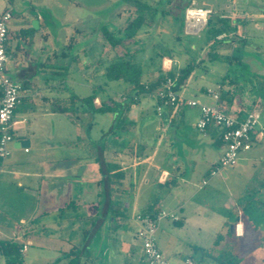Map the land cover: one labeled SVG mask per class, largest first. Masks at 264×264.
Wrapping results in <instances>:
<instances>
[{"label": "crops", "instance_id": "obj_1", "mask_svg": "<svg viewBox=\"0 0 264 264\" xmlns=\"http://www.w3.org/2000/svg\"><path fill=\"white\" fill-rule=\"evenodd\" d=\"M217 8L227 15L237 12V31L243 33L242 38L251 48L243 50L241 68L253 73L255 86L262 91L264 44L260 42H264V0L220 2L213 9L216 14ZM65 9L66 18L60 21L42 2L23 8L19 20L15 19L12 9L7 42L12 66L8 70L6 64V73L21 86L22 92L14 115L12 153L0 163V172L4 166L12 167L10 174L18 180L19 188L29 192L33 199L29 211L25 209L26 213L20 215L19 223L26 226L29 222L31 228L40 226L44 231L58 228L60 233L90 223L88 239L79 244L66 242L68 249L64 253L81 245L94 262L144 264L141 244L136 238L140 228L136 217L139 213L165 210L179 218L178 221L163 219L157 234L160 250L173 264H185L186 259L197 264L196 257L204 264H217L203 259V253L197 248L229 249L240 260L239 264L243 263L247 255H237L236 246L226 243L227 234L235 235L237 229L223 218L240 204L248 182L264 183V140H257L251 151L240 155L239 168L233 174L243 179L238 198L230 194L224 201L223 216H213V212L208 215L203 192L212 184V179L217 178L218 184L230 178L226 170L210 176L224 151L220 131L209 127L200 133L196 127L200 112L195 108H166L159 115L157 98L143 95L131 107L127 118L131 124L125 125V133L112 134L115 120L112 114L105 125L107 130L101 128V136L98 134L96 138L98 135L92 131L98 124V113L87 114L84 99L94 94V104L98 107L127 85L114 82L117 86L108 90L102 87L101 46L96 36L101 10L95 4L85 6L77 1L66 3ZM114 9L112 4L108 7L107 18H112ZM75 11L76 22L81 26L76 28V35L74 24L69 21L76 17ZM55 22H60L59 28L54 26ZM90 33L93 35L89 36ZM174 65L172 58L165 57L158 70L163 73L177 70ZM196 74L181 84L178 93L187 99L214 105L206 91H217L221 86L207 80L205 75ZM71 82L77 89L70 86ZM223 87L219 89L222 109L240 118L253 111L264 124V93L244 98L251 101L250 107L236 96H225ZM71 101L74 112H61ZM68 130L74 132L77 142L69 140ZM25 142L29 145L22 147ZM106 162L118 165V171L124 174L121 180L111 177L110 186ZM263 194L264 190H260L253 200ZM216 224L217 228L213 226ZM260 230L264 233V227ZM28 234L26 231L25 238ZM218 236L222 239L216 245ZM63 262H69L64 255ZM260 262L264 264V258ZM79 263L91 264L85 257Z\"/></svg>", "mask_w": 264, "mask_h": 264}, {"label": "rangeland", "instance_id": "obj_2", "mask_svg": "<svg viewBox=\"0 0 264 264\" xmlns=\"http://www.w3.org/2000/svg\"><path fill=\"white\" fill-rule=\"evenodd\" d=\"M75 1L83 2L85 6L95 4L101 10L99 19L101 24L100 27H96V36L101 46L100 60L102 61V68L107 66L114 58L125 56L126 60L129 59L131 63L141 64L144 73L143 82L155 81L161 73L158 70L160 63L163 58L168 57L176 62V66H174L178 68L177 70L190 66L192 70L190 77L198 73L205 75L207 80L218 85L222 77L228 73L229 66L225 60L213 59V56L223 59L231 57L233 61L237 59L242 63L241 54L243 50L251 49L242 38L243 33L238 32L239 30L236 33H229L225 37L218 38L219 42L213 46H209L205 41L204 31L199 36H190L186 35L184 31L182 33L178 31L180 12L187 3L195 1L198 6H208L213 10L218 7L220 2L229 3V1L234 0H110V3L109 0H0V13L6 8H12L16 15L15 19L19 20L23 8L35 6V3L42 2L51 8L56 20L59 19L60 21L66 18L64 17L66 3ZM136 1L146 4L153 14L146 17V23L139 31L136 43L133 40L112 47V42L105 36V33H115L116 29H125L129 23L128 21L136 16L138 10ZM111 4L116 9L112 11V18L108 17L109 20L105 13ZM220 12L224 16L229 15L223 14L225 11H221L219 8H217V14L215 13V15H219ZM233 13L232 16L236 17L237 12L233 11ZM76 18L77 14L74 19L69 20L74 24L75 35L78 33L76 28H81L77 24ZM56 25L59 28L60 22H55L54 26ZM92 35V33L89 34V36ZM260 43L264 44V42ZM11 66L12 63L9 60L7 62L8 70H11ZM234 71H238V80L236 83L230 84L232 76L228 78L225 83V96H236L242 103L245 104L246 102L247 105L252 107L251 101H248V99L245 101L244 98H253V95L256 97L255 94L257 92L264 93V89L262 91L257 90L258 86H255L257 83L253 78V73L244 72L243 69L236 70V68H234ZM102 83L103 89L106 87L107 90L117 86L116 83L107 81L104 76H102ZM70 86L77 89L72 82ZM123 93H125V90H117V94L114 97L110 96V99L113 101H122L124 98L136 100V97L139 99L141 96L146 95L140 91H130L126 93V97L122 98ZM107 102L112 106L109 99ZM101 105L102 102L98 104V107ZM148 111L151 114L153 113L152 106H149ZM111 117H113L112 113H98V124L94 127L92 134L101 136L100 129L107 130L105 125L110 122ZM73 133V131L68 130L70 137L67 136L70 138L69 140L76 141L77 138ZM10 168L12 167L4 166L0 172L3 173L0 176V239H15L20 242L29 241L27 243L29 248L24 254V264H64L63 255L68 249L66 242L71 241L74 244L83 242L85 236L83 232L90 229V223L83 224L80 229L73 228L71 231L65 230L63 233H60L58 228H49L47 231H44L40 226L31 228L29 222L26 226L21 225L19 223L20 215L26 213L25 209L29 211L33 199L31 200L29 192L19 188L18 180L10 174ZM238 168L239 166L236 165V167L226 169L230 176L226 182L217 184L216 178L212 179V184L209 183L210 185L206 187L202 199L207 204L208 215H212L213 212L215 213L213 216H223L225 214L224 201L229 198L230 194L233 195L234 199L238 198L244 185L241 177H237V179L233 175ZM213 181L216 183H213ZM245 188L240 204H237V208L234 211L230 210L223 218L229 225H233L237 229L235 235L227 234L226 243L236 246L235 253L237 255H247L246 260L241 264H260V259L264 258V247L262 246L264 244V233L260 230L261 227H264V204L260 200L264 202V194L259 196L256 201L253 198L260 190H264V183L259 184V181L251 180ZM23 196L27 198H22ZM167 206L168 203L165 204V207ZM27 219L30 220L29 217ZM213 219L216 222L214 217ZM207 220L209 221L211 218L209 217ZM213 226L217 228V224ZM26 231H29L27 238L24 235ZM225 232H227V229ZM196 262L197 264H204L198 257H196ZM209 263L213 262L210 261Z\"/></svg>", "mask_w": 264, "mask_h": 264}, {"label": "built area", "instance_id": "obj_3", "mask_svg": "<svg viewBox=\"0 0 264 264\" xmlns=\"http://www.w3.org/2000/svg\"><path fill=\"white\" fill-rule=\"evenodd\" d=\"M240 1V0H234ZM214 11L209 7L198 6L192 1L184 12V32L186 35L199 36L209 23ZM13 18L12 9L0 13V163L10 158L12 145L15 141L13 133L14 115L21 101V86L13 81L6 73L9 61L7 42L9 38V24ZM264 18V16H263ZM226 35L219 36L218 38ZM175 81L167 78L162 87L156 92V97L163 101L156 112L162 115L166 108L188 107L200 112L196 127L200 133H205L209 127L218 129L219 138L224 144V151L210 176L220 175L227 168L235 167L240 155L251 151L257 140H264V124L260 122L255 112H248L243 118L232 115L221 108V97L217 91L208 89L207 94L215 104L207 105L197 100L187 99L174 90ZM28 152V149H25ZM207 182L204 181L205 185ZM163 219L178 221L172 212L160 211L157 215L139 213L136 220L140 228L136 238L141 244L144 264H173L160 250L157 234ZM25 245L22 252H26ZM185 264H195L186 259Z\"/></svg>", "mask_w": 264, "mask_h": 264}, {"label": "trees", "instance_id": "obj_4", "mask_svg": "<svg viewBox=\"0 0 264 264\" xmlns=\"http://www.w3.org/2000/svg\"><path fill=\"white\" fill-rule=\"evenodd\" d=\"M190 2L186 4L184 8H182L180 12V16L178 22L180 25L178 26V31H184V12L187 6H189ZM136 5H138V10L136 11V16L133 19H130L125 27V29H116L115 33L107 32L105 33L106 37L110 39L112 42V47H116L122 45L124 42L133 41L134 43L137 42L136 37L139 31L144 27L146 23V17L148 15H152L153 13L150 12L148 6L146 4H141L136 1ZM231 15L224 16V15H215V13L211 16L208 25L204 29V34L206 41L209 46H213L219 42L218 37L222 35H226L229 33H236L237 32V24L235 22L236 17ZM177 21V20H176ZM106 30V28H105ZM128 54V53H127ZM127 56V55H126ZM213 59L225 60L228 62V73L222 77L220 82L218 83L222 88L225 86L226 81L228 78L232 76L230 80V84H234L237 82V72L234 71L242 69L241 63L236 59L233 61V58L226 57V58H218L213 56ZM191 67L186 66L185 68L179 70H170L167 73H160L159 77L152 82H143L144 73L141 67V64H133L130 62L129 59L126 60V57H116L111 60L107 66L103 68L104 78L109 82H116L120 84H126L127 87L125 89V93L122 94V98L126 97V93L130 91H140L146 95H152L153 97L157 98L158 105H162L163 101L156 97V92L162 87L164 81L167 78H171L175 81L174 90L178 92L181 84L188 79L191 74ZM239 73H241L239 71ZM241 78V77H240ZM221 97V91H220ZM138 97L136 100L124 98L122 101H113L109 99L112 103V106L109 105L107 101H104L100 107H96L94 104L95 95L92 94L91 96L84 99L85 107L87 114H95V113H112L115 116V120L113 123V127L111 129L113 135H120L126 132L125 125L131 124L128 123L127 118L128 114L131 110L133 104L137 102ZM157 105V106H158ZM179 107V106H178ZM61 108V107H60ZM74 103L71 101L70 104L64 109H60L61 112L69 111L74 112ZM253 112V111H251ZM93 145V144H92ZM93 156V152L91 153ZM106 169V176L108 177L107 180L112 183V179L121 180L124 176L120 171L118 165L106 162L105 163ZM113 175H111L112 172ZM112 177V179H111ZM148 213V212H146ZM150 213V212H149ZM152 215H157L158 212L150 213ZM89 231H85L83 234L85 235V240L88 239ZM221 236H218L215 244L218 245L219 241L221 240ZM25 242H20L15 239H0V264H2V260L4 264H24V254L22 252L23 247L25 246ZM79 246H73L69 252L64 253V256L69 259L68 264H80V258L86 259V262H91V264H102L101 261H92L89 256L88 251L85 249H81ZM200 252L203 253V259H211L217 264H239V259L232 254L229 249H223L221 251H216V249L205 251L201 248H197Z\"/></svg>", "mask_w": 264, "mask_h": 264}, {"label": "water", "instance_id": "obj_5", "mask_svg": "<svg viewBox=\"0 0 264 264\" xmlns=\"http://www.w3.org/2000/svg\"><path fill=\"white\" fill-rule=\"evenodd\" d=\"M28 145H29V142H25V143L21 144L22 147H25V146H28Z\"/></svg>", "mask_w": 264, "mask_h": 264}]
</instances>
